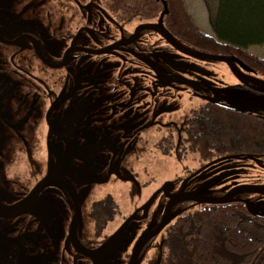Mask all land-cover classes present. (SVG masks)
<instances>
[{"label":"flooded vegetation","instance_id":"obj_1","mask_svg":"<svg viewBox=\"0 0 264 264\" xmlns=\"http://www.w3.org/2000/svg\"><path fill=\"white\" fill-rule=\"evenodd\" d=\"M155 1L0 0V264H165L188 213L264 219V87Z\"/></svg>","mask_w":264,"mask_h":264},{"label":"trees","instance_id":"obj_2","mask_svg":"<svg viewBox=\"0 0 264 264\" xmlns=\"http://www.w3.org/2000/svg\"><path fill=\"white\" fill-rule=\"evenodd\" d=\"M162 1L180 35L208 52L235 56L264 76V54L249 50L264 44V0H217L213 33L196 23L185 0ZM115 2L138 8L156 1ZM168 229L165 264H264V219L250 215L241 203L188 213Z\"/></svg>","mask_w":264,"mask_h":264},{"label":"water","instance_id":"obj_3","mask_svg":"<svg viewBox=\"0 0 264 264\" xmlns=\"http://www.w3.org/2000/svg\"><path fill=\"white\" fill-rule=\"evenodd\" d=\"M167 12V8H166V5L164 4V10L162 11V15L165 14ZM163 27V26H162ZM162 31V30H161ZM163 34L165 33L166 34V37L168 38L169 36V32L163 27ZM164 34V35H165ZM170 40V39H169ZM171 41V40H170ZM182 51L186 52V53H189V54H193L195 55L196 57L200 58V59H207V60H213V61H222V62H225L226 64H228V66L230 67L231 71L233 74H235L240 80H244V81H248V82H251V83H254V84H257V85H260L262 87H264V80L262 79H259V78H255V77H252V76H246L244 75V77H240V70L234 65V60L235 58L234 57H231V56H226V55H219V54H215V53H206V52H200V51H192V50H188V49H183ZM243 64H241V67H242ZM243 67H246L245 65H243ZM248 69V68H247ZM244 74V73H243ZM228 108H232V109H242V110H248L244 107H239V106H235V105H232V106H226ZM156 194V193H155ZM155 194H153L150 199L144 204L143 206V209L144 210H147V208L150 206L151 204V201L153 200V198L155 197ZM188 199H194L193 197H190ZM227 201V198L226 197H222L221 199H218V200H214V201H210V202H226ZM200 202V201H199ZM169 219H162L160 224L158 225V229L159 228H162L167 222H168ZM131 264V262H130Z\"/></svg>","mask_w":264,"mask_h":264},{"label":"rangeland","instance_id":"obj_4","mask_svg":"<svg viewBox=\"0 0 264 264\" xmlns=\"http://www.w3.org/2000/svg\"><path fill=\"white\" fill-rule=\"evenodd\" d=\"M185 2L196 23L206 32L213 33L217 0H185ZM249 50L256 54H264V44L250 46Z\"/></svg>","mask_w":264,"mask_h":264}]
</instances>
